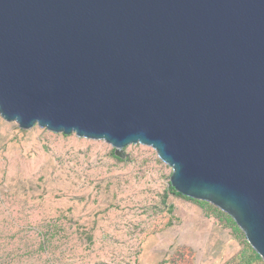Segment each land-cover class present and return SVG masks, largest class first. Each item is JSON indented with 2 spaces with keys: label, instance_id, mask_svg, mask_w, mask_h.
<instances>
[{
  "label": "water",
  "instance_id": "1",
  "mask_svg": "<svg viewBox=\"0 0 264 264\" xmlns=\"http://www.w3.org/2000/svg\"><path fill=\"white\" fill-rule=\"evenodd\" d=\"M0 116L152 148L264 261V0H0Z\"/></svg>",
  "mask_w": 264,
  "mask_h": 264
},
{
  "label": "rangeland",
  "instance_id": "2",
  "mask_svg": "<svg viewBox=\"0 0 264 264\" xmlns=\"http://www.w3.org/2000/svg\"><path fill=\"white\" fill-rule=\"evenodd\" d=\"M0 116V264H264L231 216L171 189L143 145Z\"/></svg>",
  "mask_w": 264,
  "mask_h": 264
},
{
  "label": "trees",
  "instance_id": "3",
  "mask_svg": "<svg viewBox=\"0 0 264 264\" xmlns=\"http://www.w3.org/2000/svg\"><path fill=\"white\" fill-rule=\"evenodd\" d=\"M171 189L173 190V192L176 194V195H180V196H183L181 195L180 193H178L177 191H175V189L171 186ZM185 197V196H184Z\"/></svg>",
  "mask_w": 264,
  "mask_h": 264
},
{
  "label": "built area",
  "instance_id": "4",
  "mask_svg": "<svg viewBox=\"0 0 264 264\" xmlns=\"http://www.w3.org/2000/svg\"><path fill=\"white\" fill-rule=\"evenodd\" d=\"M132 145H137V144H132ZM140 145V144H139ZM130 146V145H129ZM158 157V156H157ZM159 158V157H158Z\"/></svg>",
  "mask_w": 264,
  "mask_h": 264
}]
</instances>
